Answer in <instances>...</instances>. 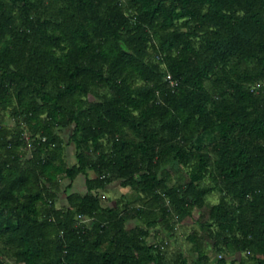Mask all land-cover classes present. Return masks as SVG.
Listing matches in <instances>:
<instances>
[{
	"label": "trees",
	"instance_id": "1",
	"mask_svg": "<svg viewBox=\"0 0 264 264\" xmlns=\"http://www.w3.org/2000/svg\"><path fill=\"white\" fill-rule=\"evenodd\" d=\"M8 109L25 130L0 120V264H168L151 230L192 209L193 264H264V0H0ZM174 160L189 172L171 183ZM115 180L138 196L104 204ZM202 239L245 259L211 263Z\"/></svg>",
	"mask_w": 264,
	"mask_h": 264
},
{
	"label": "rangeland",
	"instance_id": "2",
	"mask_svg": "<svg viewBox=\"0 0 264 264\" xmlns=\"http://www.w3.org/2000/svg\"><path fill=\"white\" fill-rule=\"evenodd\" d=\"M99 91H104L102 87L98 88ZM1 125L5 127L10 133H14L19 128L25 130V126L21 125V119L17 116H14L11 112V109H8L5 112L0 113ZM56 133L63 140V149H62V160L67 165H72L77 162L75 157V145L70 140L69 136L72 132V125L65 128H56ZM101 142L105 149L108 148V143L103 137ZM20 150L23 151L24 157L29 156L30 147H22ZM86 154L95 160L97 158L98 152L92 150H86ZM169 169L172 172V182L178 179H187V174L189 172L188 166H183L178 160H174L169 166ZM87 174L90 177H93L95 174L92 170H87ZM84 174H79L74 181L69 179H62L59 182V188L57 191L56 206L61 207L66 203L67 195L71 192H76L83 194L85 192L84 186ZM210 180L205 177L202 180V183H209ZM101 195L104 196L103 202L106 205H113L118 200L122 205L129 200L132 201L138 194L132 191L129 187H122L118 180L113 181L109 184L106 189L101 191ZM220 193L218 191H213L208 194L205 199L207 202L216 203L219 200ZM198 216V210L192 209V216H184L182 218H177L174 216L171 219L172 228L167 229L163 225L159 226L156 230H151V233L148 237V243H162L163 246V257L168 264H174L178 262L180 256H183L187 259V264H193L196 254L192 251L194 242L191 240V237H199L201 234L199 224L196 222V217ZM135 225V221L127 222V227L131 228ZM215 230V226H213ZM203 249L209 256L210 262H214L216 259H219L220 256L227 260L238 261L240 259H245V257L238 252L231 253L229 249L217 250L213 246L211 239L201 240L200 241ZM7 264H18L15 263L12 259L5 257L4 259Z\"/></svg>",
	"mask_w": 264,
	"mask_h": 264
},
{
	"label": "built area",
	"instance_id": "3",
	"mask_svg": "<svg viewBox=\"0 0 264 264\" xmlns=\"http://www.w3.org/2000/svg\"><path fill=\"white\" fill-rule=\"evenodd\" d=\"M165 79L168 81V83H169V87H170V88H174V87L177 85V81L174 80V79L171 77V75H170L169 73L166 74ZM260 87H261V84H260V83H257V84H255V85H253V86L251 87V91H255V90L257 91ZM26 139H27V138H26ZM79 218H80V216H79ZM83 221H84V220H83ZM245 253H246V254H249L248 251H246Z\"/></svg>",
	"mask_w": 264,
	"mask_h": 264
}]
</instances>
